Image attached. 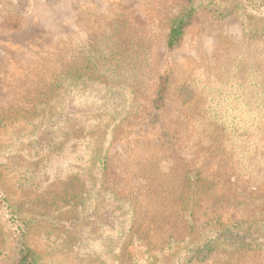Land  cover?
I'll use <instances>...</instances> for the list:
<instances>
[{
    "label": "rangeland",
    "instance_id": "1",
    "mask_svg": "<svg viewBox=\"0 0 264 264\" xmlns=\"http://www.w3.org/2000/svg\"><path fill=\"white\" fill-rule=\"evenodd\" d=\"M186 1L0 0V189L39 264H132L125 246L156 228L141 198L133 220L123 211L151 167H195L211 181L194 226L211 205L222 223L264 222V38L235 13L200 9L168 50ZM6 213L0 264L21 245ZM169 222L184 238L186 225ZM233 261L264 264V252ZM191 264L218 263L212 253Z\"/></svg>",
    "mask_w": 264,
    "mask_h": 264
},
{
    "label": "trees",
    "instance_id": "2",
    "mask_svg": "<svg viewBox=\"0 0 264 264\" xmlns=\"http://www.w3.org/2000/svg\"><path fill=\"white\" fill-rule=\"evenodd\" d=\"M200 9L206 10L215 19L235 13L241 18L247 34L253 38H264V0H187L169 21L165 40L168 50L174 49L179 44L184 28L189 25L192 15ZM250 24H254L253 28ZM163 88L162 86L156 93L154 100L156 109L162 104ZM212 123L217 124L216 121ZM260 129L264 130V121ZM216 130H219L218 134L223 132L218 124ZM213 137L214 135H207L203 140L206 142L204 146L209 148L214 143ZM196 144L200 148L198 142ZM200 151L203 149L200 148ZM101 160L105 163V158L99 161ZM177 163L183 164V161L178 159ZM194 169L190 171L183 166L181 168L174 166L169 170H159L157 167H151L143 175V190L134 191V194L128 197L130 202L123 213L133 220L134 210L131 205L133 206L141 198L148 208V225L156 228L155 233L148 230L149 233L130 240L125 246L124 257L132 264H141L140 256H145L148 264H158L163 257H168L165 264L201 263L212 253L217 257L218 264H235L233 261L235 257H241L245 253L264 252V222L255 220V216L250 222L222 223L221 217L212 208L213 198L210 200L212 218L200 227L194 226L193 213L198 208L199 202L206 201L212 196L209 193L211 181L208 177L202 176L198 168L194 167ZM175 185H179L180 188L173 193L171 186ZM224 196L222 194L219 200H224ZM0 209L6 210V214L11 216V221L16 223L15 230L19 233L17 244L21 245L12 255L10 264H39L37 255L23 244L27 230L26 221L19 219L18 206L9 203L1 189ZM172 218L186 225L187 232L184 238H177L175 230L169 228V221ZM140 226L135 229L136 232L141 230ZM129 228L134 227L129 226Z\"/></svg>",
    "mask_w": 264,
    "mask_h": 264
}]
</instances>
